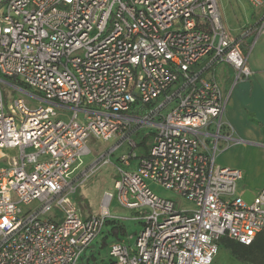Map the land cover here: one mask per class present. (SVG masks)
I'll use <instances>...</instances> for the list:
<instances>
[{
    "label": "built area",
    "instance_id": "built-area-1",
    "mask_svg": "<svg viewBox=\"0 0 264 264\" xmlns=\"http://www.w3.org/2000/svg\"><path fill=\"white\" fill-rule=\"evenodd\" d=\"M246 1L261 10L247 34L259 35L264 0ZM204 59L230 65L234 83L251 76L217 0H0V79L47 104L18 96L5 109L0 88V151H18L0 167V264H81L106 226L115 237L99 264H211L222 238L250 245L264 232V188L247 204L242 172L216 164L232 130L227 96L198 68ZM131 128L149 129L151 146L137 155L126 137L115 195L83 218L73 199L82 183L69 177L88 140ZM113 201L139 226L127 240Z\"/></svg>",
    "mask_w": 264,
    "mask_h": 264
},
{
    "label": "rangeland",
    "instance_id": "rangeland-1",
    "mask_svg": "<svg viewBox=\"0 0 264 264\" xmlns=\"http://www.w3.org/2000/svg\"><path fill=\"white\" fill-rule=\"evenodd\" d=\"M219 2L221 4V8L227 21V30L230 31L231 34H234V36L238 34V32L241 30L242 26L246 22L251 21L254 17V19L257 20V11L252 10L243 0H219ZM241 53L244 57H246L248 53L250 56V47H248V50L245 54L242 50ZM16 87V84H12L11 82L5 79H3V81H0V88L4 98L5 109L7 108V105L18 96L23 98L32 108L47 106L45 102L32 98L30 95L21 92ZM28 92L34 95L32 91ZM68 112V118H65V121H68V119L72 115V111ZM131 130H133V128L127 131L126 136H124V138L118 137L108 142H102L93 139L88 140L87 147L89 148L90 153L81 157L80 165L74 169V171L69 177L70 181L78 177V182L80 181L82 183L76 187L73 199L75 201L76 207L81 212V216L83 218L98 214L104 194L112 193L113 195H115V192L113 190V184L119 178L116 165L118 163L117 159L120 155L126 154L130 148L129 141H126V137L136 143L137 155L144 153L145 148L148 149L149 146H151L153 136L148 131V129H142L140 131L138 130V132L137 130H133L131 132ZM143 136H146L145 145H142L141 143V139L143 138ZM252 152H254V150L236 149L233 151V153H231L230 156H219L217 158V163H221L222 161H225L230 157H235L240 163L238 166L242 168L243 172L247 174L248 177L252 178L253 180L261 179L264 177V165H262V163H258L256 155ZM2 153L4 155L3 157L5 158H3L4 160L0 159V167L3 164H6V160L11 161L13 158H16L18 156L17 150H3ZM100 158H104L106 162L103 164L98 162L97 166L93 170H91V164H93L95 161L97 162ZM123 168L130 170L133 168V165H131L130 167ZM82 172H85L86 176L84 177L83 181V177H80ZM147 185L150 190L159 197L174 201L178 209H192L193 206L191 203L180 200V198H178L175 194L164 190L157 184L147 181ZM241 197L245 203L250 204L255 196L248 191H244L242 192ZM110 212L114 216L120 217L122 219H127L121 222V225L126 232V236L123 237L125 240H127L126 237H133L134 233L139 230L138 225H135L132 221L128 220L131 216L130 213L125 210H121L117 206L115 201H113L110 206ZM107 228L108 230H110V227ZM111 242L112 239L108 237L106 241V246L100 248L97 244H94L92 249L87 252V256H90L91 253H93V258L97 262V264L105 262L108 253V246ZM127 242L132 243V241ZM90 261H92V259ZM91 264H93V262H91ZM211 264L243 263L231 256L227 249L224 248L219 242L218 252L214 256Z\"/></svg>",
    "mask_w": 264,
    "mask_h": 264
},
{
    "label": "crops",
    "instance_id": "crops-1",
    "mask_svg": "<svg viewBox=\"0 0 264 264\" xmlns=\"http://www.w3.org/2000/svg\"><path fill=\"white\" fill-rule=\"evenodd\" d=\"M243 1L252 10L257 11V20L253 16L254 18L246 22L236 36L227 31L240 51L242 50L245 54L248 47L251 49L250 56L248 53L245 57L246 65L251 72L250 78L234 83L235 71L230 65L221 62L212 63L208 59L202 60L198 64V68L203 77L217 83L227 96V103L222 119L226 124L230 125L232 139L227 143H223V149L215 158L216 164L240 170L242 172V180L237 185L238 194L241 196L242 192L248 191L255 196L264 188V177L257 180L248 177L242 168L238 166L240 163L235 157H230L231 159L229 158L221 163H217L219 156H230L236 149H249L254 150L252 153L256 155L258 163L264 165V32L259 35H255L254 33L247 34V31L257 23L261 10L252 8L246 0ZM217 2L222 15V21L227 29V21L221 4L219 0ZM148 131L150 132L149 129ZM143 138L141 139V143L145 145L146 140ZM146 151L147 149L145 148V152L140 155H144ZM2 152L0 151V159L4 160L3 158L5 157H3ZM6 161V164L2 166H6L9 163L8 160ZM107 227L109 226H106L103 230L104 235H100L95 242L100 248L106 246L105 242L108 237H112L113 239L115 237L113 233L114 229L111 227V231H109ZM91 259L92 261H90ZM91 262L93 264L97 263L93 258V253L90 256H87L86 253L81 264H91Z\"/></svg>",
    "mask_w": 264,
    "mask_h": 264
},
{
    "label": "trees",
    "instance_id": "trees-1",
    "mask_svg": "<svg viewBox=\"0 0 264 264\" xmlns=\"http://www.w3.org/2000/svg\"><path fill=\"white\" fill-rule=\"evenodd\" d=\"M219 242L231 256L243 264H264V232L259 233L250 245H243L225 237Z\"/></svg>",
    "mask_w": 264,
    "mask_h": 264
},
{
    "label": "water",
    "instance_id": "water-1",
    "mask_svg": "<svg viewBox=\"0 0 264 264\" xmlns=\"http://www.w3.org/2000/svg\"><path fill=\"white\" fill-rule=\"evenodd\" d=\"M0 81H3V79H0Z\"/></svg>",
    "mask_w": 264,
    "mask_h": 264
}]
</instances>
